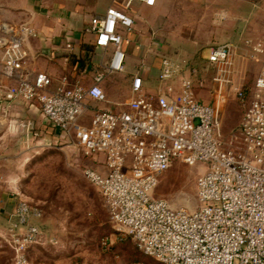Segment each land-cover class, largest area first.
<instances>
[{
  "label": "built area",
  "instance_id": "built-area-1",
  "mask_svg": "<svg viewBox=\"0 0 264 264\" xmlns=\"http://www.w3.org/2000/svg\"><path fill=\"white\" fill-rule=\"evenodd\" d=\"M134 2L152 5L154 0H126L124 7ZM132 24L115 7L91 18L87 31L95 35L96 46L111 47L107 73L123 70L126 54L119 29L129 31ZM35 36L29 25L0 24V63L15 80L0 83V118L7 117L15 100L35 104L84 155L102 154L107 173L86 166L82 175L101 194L117 234L130 237L157 264H264V63L249 91L235 90L243 115L238 132L226 141L219 100L210 105L195 96L193 78L183 75L191 68L187 59L161 58L160 88L154 94L143 90L142 77L135 74L127 109L111 111L89 103L106 99L102 73L85 87L66 74L54 77L28 67L23 43ZM243 41L248 60L264 55V23L258 37ZM236 50L231 42L207 50L218 98L233 87ZM15 126L26 142L35 132L30 119L17 120ZM177 160L203 167L195 179L197 205L192 209L172 207L154 195L161 174ZM40 216L38 206L18 199L8 218L16 253L11 264H49L25 255L40 235L30 219ZM102 245H108L107 238Z\"/></svg>",
  "mask_w": 264,
  "mask_h": 264
},
{
  "label": "crops",
  "instance_id": "crops-1",
  "mask_svg": "<svg viewBox=\"0 0 264 264\" xmlns=\"http://www.w3.org/2000/svg\"><path fill=\"white\" fill-rule=\"evenodd\" d=\"M125 1L0 0V24L14 28L29 25L35 30L36 36L23 43L28 67L54 77L66 74L70 82H79L85 87L93 83L94 75L102 73L101 87L106 99L89 100V103L92 108L121 111L128 107L135 74L142 77L143 90L154 94L160 88L157 77L162 57L175 58V51L181 47H187L192 54L202 50L205 56L214 40L223 43L225 39L235 42L242 37H258L262 25L259 21L264 18V3L246 0H154L152 5L134 2L128 8L124 7ZM109 7L123 10L133 20L129 31L119 29L126 54L123 70L111 74L106 71L111 47L96 46L95 35L87 31L91 18L103 15ZM243 8L251 12L247 18L242 16ZM72 56L78 60L70 61ZM251 61L259 63L261 68L264 57ZM14 82L0 63V83L9 85ZM119 82L125 85L120 91L117 89ZM56 85L55 81L52 82L49 90L55 89ZM91 111L87 112L86 119ZM21 119L35 123V135H41L45 140L71 141L78 149L64 132L46 121L37 105L15 100L7 117L0 118V212L7 211L5 202L9 199L6 186L1 182L5 172H1L11 163L8 151L17 143L15 122ZM90 157L92 168L107 173L102 154Z\"/></svg>",
  "mask_w": 264,
  "mask_h": 264
},
{
  "label": "rangeland",
  "instance_id": "rangeland-1",
  "mask_svg": "<svg viewBox=\"0 0 264 264\" xmlns=\"http://www.w3.org/2000/svg\"><path fill=\"white\" fill-rule=\"evenodd\" d=\"M246 1L264 3V0ZM241 12L244 18L251 13L248 8ZM259 23H264V18ZM243 39L224 40L233 43L237 50L233 87L224 90L220 98L203 51L192 54L187 47L175 51L176 59H187L191 65L185 75H191L194 80L195 96L210 105L219 100L222 134L226 141L232 133L238 132L243 115L244 108L235 90L242 87L249 91L260 68L259 63L245 57ZM220 42L214 40L212 45ZM124 87L119 82L117 89L120 91ZM34 126L36 128L35 123ZM17 137V143L8 151L11 163L1 172H5L1 182L6 186L9 199L5 202L7 211L0 212V264H11L16 256L7 229L9 214L20 198L41 210L39 218L30 219V223L40 230L38 241L25 251L32 262L131 264L150 260L136 248L130 237L117 234L101 194L83 177L82 169L93 167L90 156L76 149L71 141L45 140L41 135L32 134L26 142L21 132ZM202 171L201 163L187 165L177 160L161 174L154 195L166 199L172 207L192 209L197 205L195 179ZM187 201L189 205L185 204ZM106 238L108 245L104 246L102 242Z\"/></svg>",
  "mask_w": 264,
  "mask_h": 264
},
{
  "label": "trees",
  "instance_id": "trees-1",
  "mask_svg": "<svg viewBox=\"0 0 264 264\" xmlns=\"http://www.w3.org/2000/svg\"><path fill=\"white\" fill-rule=\"evenodd\" d=\"M82 60V58H80ZM78 59H76L75 57H71L70 61L72 62H76ZM137 248V247H136ZM148 257V256H147ZM150 258V257H149ZM139 261H143V262H150L151 264H157L153 259L150 258V260H139Z\"/></svg>",
  "mask_w": 264,
  "mask_h": 264
},
{
  "label": "bare ground",
  "instance_id": "bare-ground-1",
  "mask_svg": "<svg viewBox=\"0 0 264 264\" xmlns=\"http://www.w3.org/2000/svg\"><path fill=\"white\" fill-rule=\"evenodd\" d=\"M185 204L189 205V202L187 201V202H185ZM188 207H190V206H188ZM190 209H191V208H190Z\"/></svg>",
  "mask_w": 264,
  "mask_h": 264
}]
</instances>
